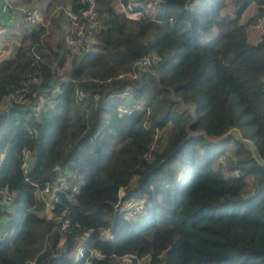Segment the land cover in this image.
<instances>
[{
	"label": "trees",
	"instance_id": "obj_1",
	"mask_svg": "<svg viewBox=\"0 0 264 264\" xmlns=\"http://www.w3.org/2000/svg\"><path fill=\"white\" fill-rule=\"evenodd\" d=\"M137 1L143 11L134 19L95 0L92 46L71 55L73 26L50 12L62 3L86 10L85 2L13 0L37 6L49 25L21 22L18 43L0 59V103L8 98L0 194L14 196L2 204L0 195V264H121L129 256L130 264H264V166L232 136L212 143L187 132L219 137L236 127L264 157V31L249 32L264 0ZM143 56L158 62L140 70ZM119 98L131 112H120ZM24 152L33 158L28 180ZM56 164L81 181L46 218L31 183L53 180ZM134 201L147 213L123 219L117 206Z\"/></svg>",
	"mask_w": 264,
	"mask_h": 264
},
{
	"label": "built area",
	"instance_id": "obj_2",
	"mask_svg": "<svg viewBox=\"0 0 264 264\" xmlns=\"http://www.w3.org/2000/svg\"><path fill=\"white\" fill-rule=\"evenodd\" d=\"M2 2V12L7 13L9 10H13V0H0ZM88 5L86 10H80L79 12H74L71 7L64 6L59 8V12L70 21L73 26L72 30L66 35V41L68 44H71L74 48L78 49L83 46L87 40H89L93 33L100 27L98 22V14L95 11V0H82ZM119 5L124 9H127L129 12L128 17L137 19L142 15L141 3L137 0H129L126 5H123L120 0H118ZM21 13V21L28 25H35L39 22V9L37 6H32L29 8H18ZM127 16V15H126ZM158 58L153 56L151 59L149 56H143L134 63V66L142 70L143 68L151 66L152 63H157ZM143 67V68H140ZM58 90V87L54 88V91ZM129 92L124 91L122 95H127ZM20 100V97L16 98ZM45 99H40L39 106L44 103ZM50 101L53 102L51 99ZM132 107L124 108L126 113L132 111ZM28 153V152H27ZM27 153L24 152V161L21 165L25 179L28 180L27 176L31 163L26 159ZM53 172L55 178L51 181H46L43 184L32 182L34 189V198L37 201H40L44 208L42 210L43 215L46 218H50L53 214V209L57 203L60 202L61 196L70 190L73 193H77L79 189V183L81 181V176H72L62 166L56 164L53 167ZM1 203L7 204L10 203L14 196L7 190L1 191ZM118 208L123 209L122 218L125 220H134L142 215L147 213V206L143 201H134L127 206ZM68 220H63L61 229L64 230L67 225ZM2 223L0 220V235L2 233ZM79 251H81L79 249ZM32 264V263H30Z\"/></svg>",
	"mask_w": 264,
	"mask_h": 264
},
{
	"label": "rangeland",
	"instance_id": "obj_3",
	"mask_svg": "<svg viewBox=\"0 0 264 264\" xmlns=\"http://www.w3.org/2000/svg\"><path fill=\"white\" fill-rule=\"evenodd\" d=\"M111 2H112V4L114 5V7H115V9L117 10V11H119V12H123L125 15H129V12H128V10L127 9H124L123 10V7L121 6V5H119V3L117 2V0H110ZM64 6H68V5H63V3L62 4H59V5H56L53 9H52V11L50 12V16L51 17H53V19H56V20H58L59 22H60V24H61V27H63L64 29H65V27L67 28V26H68V21L64 18V17H61L60 16V12H59V8H63ZM24 7V6H23ZM225 12H226V14H232V7L231 6H227L226 8H225V10H224ZM255 11H256V7L254 6V5H251L245 12H244V14H243V16H242V21H246L251 15H253L254 13H255ZM58 18V19H57ZM48 24L46 21H45V19L43 18V16H42V12H41V10L39 9V22L37 23V24ZM49 25V24H48ZM57 28V27H56ZM4 30V35L5 36H7V38H8V40L7 41H10V39H11V37L13 38V35H15V34H17V35H20L21 34V30H22V26H21V24L19 23V24H17V25H15V24H13V26L12 27H10V28H8V29H5V28H3ZM215 31H216V29L215 28H213L210 32H208L207 34H206V38L207 39H212L213 37H214V35H215ZM264 31V17H262V18H260L257 22H255V24H252V25H250L249 26V32H250V34H251V36H253L254 38L255 37H257V35L258 36H260L261 35V33ZM61 33V31H60V27L59 28H57L56 29V31H54V38L55 39H58L59 38V36L61 35L60 34ZM65 36H66V34H65ZM2 38V37H1ZM88 41V40H87ZM86 41V42H87ZM94 40H91V42H93ZM12 42V41H11ZM10 43V42H9ZM18 43V39H17V42H15L14 44H12V43H10V44H8V45H6V46H4V47H6L5 49H4V55H6V54H8V53H6V51H8L9 50V47H10V49L12 48V50L15 48V46H16V44ZM65 43H66V48L68 49V50H70V53H71V55H72V53H74V51L75 52H80V50H81V48L80 49H76V48H74L71 44H68L67 43V41H66V39H65ZM91 43L90 44H88V43H86L85 45H83L82 46V48L83 47H90L91 48ZM3 47V48H4ZM151 59H153V57H150ZM70 59H71V56L69 55L68 56V60H67V62H66V67L68 68L69 67V62H70ZM155 65V63H152L151 64V66H149V67H146V68H143V67H140V68H143L144 70H147V71H149V70H151L150 68L152 67V66H154ZM136 75L135 74H133V77H135ZM116 100H118L119 102H120V106H119V110H120V112H125V110H124V108H127V107H131V106H129V105H127L126 106V103H123V101H124V99L123 98H119V99H116ZM129 102V101H128ZM123 103V104H122ZM3 109V102L2 103H0V110H2ZM26 159L28 160V162L30 163L32 160H33V158H32V155L28 152L27 153V155H26ZM184 171H185V168L180 172V176H182L183 175V173H184ZM119 194H120V196L123 194V191L122 190H120L119 191ZM129 205V204H128ZM125 206H127V205H125ZM105 236H107L108 234L106 233V232H104L103 233ZM132 259H133V257H131V256H129V257H124L123 259H120V263L121 264H130L131 262H132ZM137 264H148V260L147 259H145V260H137V262H136Z\"/></svg>",
	"mask_w": 264,
	"mask_h": 264
},
{
	"label": "crops",
	"instance_id": "obj_4",
	"mask_svg": "<svg viewBox=\"0 0 264 264\" xmlns=\"http://www.w3.org/2000/svg\"><path fill=\"white\" fill-rule=\"evenodd\" d=\"M2 2L0 1V59L3 57H7L9 53L12 51V48L6 51V55H4V49L6 45L12 43L14 44L17 42V39H19V35L15 34L13 35V38L11 37L10 41H7L8 38L4 34V29H8L13 26V24L17 25L21 23V13L18 8H21L23 6H13V10H9L7 13L2 12ZM2 37V38H1ZM12 41V42H11ZM10 42V43H9ZM4 47V48H3ZM8 105V98L3 101V109L0 110V113L6 109Z\"/></svg>",
	"mask_w": 264,
	"mask_h": 264
},
{
	"label": "water",
	"instance_id": "obj_5",
	"mask_svg": "<svg viewBox=\"0 0 264 264\" xmlns=\"http://www.w3.org/2000/svg\"><path fill=\"white\" fill-rule=\"evenodd\" d=\"M192 107V106H191ZM193 108V107H192ZM187 132L189 133V135H193V136H203L207 141L212 142V143H218L221 142L229 137H234L238 142H240L241 144H243L245 146V148L249 151V153L251 154V157L261 166H264V157L261 156L258 148L256 147L255 143H253V141H251L248 138H245L241 131L236 128V127H231L229 128V130L219 136V137H209L204 131H197V132H190L189 130H187Z\"/></svg>",
	"mask_w": 264,
	"mask_h": 264
}]
</instances>
